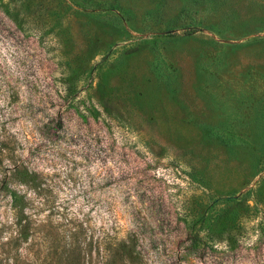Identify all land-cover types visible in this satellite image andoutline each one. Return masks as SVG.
<instances>
[{
	"label": "rangeland",
	"instance_id": "rangeland-1",
	"mask_svg": "<svg viewBox=\"0 0 264 264\" xmlns=\"http://www.w3.org/2000/svg\"><path fill=\"white\" fill-rule=\"evenodd\" d=\"M5 6L0 264H76L72 241L78 264H264L247 248L264 246V0ZM187 225L214 249H189Z\"/></svg>",
	"mask_w": 264,
	"mask_h": 264
},
{
	"label": "trees",
	"instance_id": "trees-1",
	"mask_svg": "<svg viewBox=\"0 0 264 264\" xmlns=\"http://www.w3.org/2000/svg\"><path fill=\"white\" fill-rule=\"evenodd\" d=\"M2 1H5V0H0V2ZM0 11L3 14L5 13L8 15L7 6H5V9H2ZM63 90H64V99L68 102H71L72 100H74L79 93L77 91L74 92L72 87H67V88L64 87ZM59 124H62L61 120L59 121ZM13 175L16 177L19 183L25 184V185H30V186L35 185V182L37 180V176L32 171H30L27 166H15L13 168ZM8 192L11 195V197L12 195L16 197L15 199H13L14 206L17 207L20 211H22L24 208L23 195L19 194L13 187H10ZM241 197L242 195L241 196L238 195V196H235L233 199L240 200ZM187 217L188 216L186 215L184 220H186ZM190 219H189L190 222H192L193 220H192L191 214H190ZM196 223H197V220L195 219L192 222L191 226ZM257 225H258L257 229L259 230L258 232L263 233L264 227H262L263 226L262 221L259 220V222H257ZM191 226L188 227L187 225V239L190 241L188 248L191 250H201V251H205L206 249H210V248L214 249V244L217 243L219 239L218 235L220 236L221 234H219V232L216 229H213V230H208L207 232L204 230L205 234L201 235L199 232L201 231L200 228H198L197 230H192ZM68 244L72 246L71 248L72 255L75 257L77 261L76 264H78L85 257L86 255L85 250L77 242L72 241V242H69ZM124 244H125L124 241H122L118 243L116 248H111L109 252H107L106 257L107 258L109 257L108 259L109 261L114 262L116 260L124 259V257L126 256L125 249L123 248ZM225 245H226L224 246L225 249L231 250V251L239 248L238 240H232L231 242H227V244ZM247 248H249L250 250L256 251L257 254L264 253V246L262 245V243L253 242L251 245H248Z\"/></svg>",
	"mask_w": 264,
	"mask_h": 264
}]
</instances>
